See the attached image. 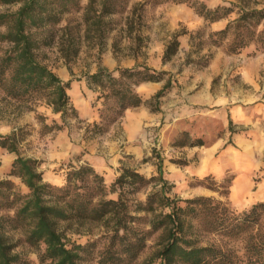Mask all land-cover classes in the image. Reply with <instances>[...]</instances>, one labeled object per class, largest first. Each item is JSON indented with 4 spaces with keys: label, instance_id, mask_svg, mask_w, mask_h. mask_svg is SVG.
<instances>
[{
    "label": "rangeland",
    "instance_id": "rangeland-1",
    "mask_svg": "<svg viewBox=\"0 0 264 264\" xmlns=\"http://www.w3.org/2000/svg\"><path fill=\"white\" fill-rule=\"evenodd\" d=\"M38 1L52 9L58 20L30 29L33 39L41 42L38 57L63 81H71L68 95L82 121H70L63 130L41 135L37 116H44L48 125L59 117L42 103L19 105L0 90V135L20 130L18 155L39 162L43 181L61 186L66 166L85 160L104 174L110 186L122 167L135 169L146 179L156 178L160 162L167 182L165 196L170 200L162 208L164 213L173 206L185 208L186 200L198 197L223 202L236 215L264 202V51L251 46L229 54L225 46H212L209 35L223 29L226 20L208 24L188 4L167 0ZM200 1L214 9L240 0ZM246 1L264 7V0ZM21 5L2 4L0 14L15 13ZM5 31L0 27V34ZM185 31L193 38L189 34L178 37L176 54L165 61L167 46ZM7 48L0 43V52ZM135 65L165 72L163 81L136 87L149 103L127 109L117 122L103 123L105 133L88 137V125L100 123L103 105L87 87L85 76L98 67L114 70ZM168 80L172 87L159 99L157 111L151 98ZM144 110L155 116L156 122L144 119L138 125L136 118ZM16 158L17 154L0 149V181L12 182L15 191L24 195L28 189L19 178L9 175ZM205 163L210 172L203 176L196 173ZM154 187V183L147 185L132 198L144 204ZM198 215H181L196 246L230 250L242 258V239L205 228L202 215ZM140 217L139 229L148 233L152 216ZM79 230L85 234L92 231L93 240L100 232L88 225ZM85 234H73L72 240L83 244L89 237ZM166 237L163 228L149 232L138 258L124 264H160L158 253ZM106 246V239L97 241L93 255H84L80 264H97ZM24 251L27 259L36 262L31 249Z\"/></svg>",
    "mask_w": 264,
    "mask_h": 264
},
{
    "label": "trees",
    "instance_id": "trees-1",
    "mask_svg": "<svg viewBox=\"0 0 264 264\" xmlns=\"http://www.w3.org/2000/svg\"><path fill=\"white\" fill-rule=\"evenodd\" d=\"M167 1L191 5L208 24L226 20L223 29L209 35L212 46H225L229 54H239L251 46L264 51V7H253L246 0L228 2L214 9L200 0ZM17 2L22 5L15 13L0 14V27L6 28L5 33L0 34V43L8 45L0 52V90L19 105L42 103L59 117L48 125L46 118L38 115L41 135L63 130L70 121H82L68 95L71 81H63L39 59L41 42L33 39L29 32L58 20L53 10L38 0H0V5ZM187 34L185 31L175 35L164 52L165 61L176 54L180 46L178 37ZM164 74L142 65L114 70L98 67L95 73L87 74V87L103 105L100 123L88 125V137L105 133L103 123L117 122L127 109L149 103L136 92V87L161 82ZM171 87L168 80L151 98L157 111L159 99ZM19 133L18 129L10 135H0V149L17 154L9 175L19 178L28 189L23 195L15 191L12 182L0 181V264H80L84 255H93L100 239H106L107 246L100 252L97 264L130 263L144 249L149 232L162 228L167 237L158 253L160 264H208L212 261L217 264H264V202L236 215L223 202L198 197L186 200L185 208L173 206L172 211L164 213L162 208L169 205L170 200L165 196L167 182L163 179L160 162L156 178L146 179L135 169L122 167L110 186L106 185L104 174L88 161L70 162L63 184L54 186L43 181L38 161L18 155ZM152 183L154 191L146 202H135L132 197ZM189 212L195 218H199L200 213L205 228L217 230L229 238L242 239V258L230 250L196 246L181 219V215ZM141 214L152 216L148 233L139 229ZM86 225L96 227L99 236L93 240L92 231L85 234L79 230ZM73 226L77 228L73 230ZM73 234L89 237L82 244L72 240ZM25 248L36 254V262L25 257Z\"/></svg>",
    "mask_w": 264,
    "mask_h": 264
},
{
    "label": "crops",
    "instance_id": "crops-1",
    "mask_svg": "<svg viewBox=\"0 0 264 264\" xmlns=\"http://www.w3.org/2000/svg\"><path fill=\"white\" fill-rule=\"evenodd\" d=\"M147 120L149 123L151 122V123H153V122H156V117L155 116H153V115H151L149 112H147V111H143L142 112V114H140L139 113V115L137 116V118H136V120H139L138 121V125L139 124H141L143 121L142 120ZM135 120V121H136ZM196 173L198 172V173H201L200 175H206L207 173H209L210 172V170L207 168V166H206V163L205 164H203V165H201L200 166V169H197L196 171H195ZM195 172L194 173H192V175L193 174H195ZM198 189H200V188H198ZM198 191V190H197ZM200 192L202 193L203 192V190H201L200 189Z\"/></svg>",
    "mask_w": 264,
    "mask_h": 264
}]
</instances>
